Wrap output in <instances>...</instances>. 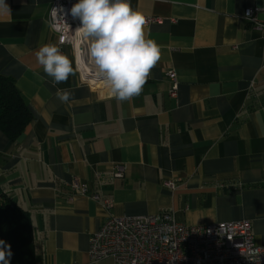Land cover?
<instances>
[{
    "label": "crops",
    "instance_id": "0c3cea01",
    "mask_svg": "<svg viewBox=\"0 0 264 264\" xmlns=\"http://www.w3.org/2000/svg\"><path fill=\"white\" fill-rule=\"evenodd\" d=\"M52 2L5 0L10 13L0 14V74L30 113L14 139L0 130V186L29 213L35 263L88 264L89 239L108 216L163 210L189 225L247 220L264 244V35L242 18L264 0H130L157 18L145 33L161 46L131 101L82 83L69 45L61 51L74 74L52 86L35 56L56 44ZM57 87L72 90L70 103ZM114 164L123 176L99 185L96 174Z\"/></svg>",
    "mask_w": 264,
    "mask_h": 264
},
{
    "label": "built area",
    "instance_id": "2783aa9c",
    "mask_svg": "<svg viewBox=\"0 0 264 264\" xmlns=\"http://www.w3.org/2000/svg\"><path fill=\"white\" fill-rule=\"evenodd\" d=\"M77 0H53L48 24L56 36V44L62 49L69 45L73 48L76 66L82 83L92 87L103 85L95 78L88 49L90 41L82 37L78 28L80 20L70 14ZM53 9L57 16L53 18ZM63 9V11H61ZM264 7H248L242 18L264 35V20H259L258 12ZM149 25L156 17L146 16ZM62 25L56 31L52 25ZM90 75V77H87ZM175 73L170 71L172 81L169 96L176 97ZM123 164H114L108 173H97L99 185L123 176ZM171 188L173 182L167 183ZM76 194L85 195L88 190L77 180L71 184ZM98 199V195L93 196ZM103 205L109 206L104 200ZM88 264H96L111 259L112 264H264V244L253 240L251 224L247 220L215 222L210 224L189 225L177 220L168 210L143 216H108L100 227L92 233L88 242Z\"/></svg>",
    "mask_w": 264,
    "mask_h": 264
},
{
    "label": "clouds",
    "instance_id": "9594fccd",
    "mask_svg": "<svg viewBox=\"0 0 264 264\" xmlns=\"http://www.w3.org/2000/svg\"><path fill=\"white\" fill-rule=\"evenodd\" d=\"M9 13L5 0H0V14ZM57 13L53 9L54 19ZM70 14L80 20L78 30L90 41L88 54L96 80L119 101L139 96L161 59V46L146 36L144 13L134 10L130 0H77ZM52 27L60 31L62 25L56 23ZM35 56L53 87L66 83L74 74L72 61L54 43L41 46ZM73 95L68 88L57 87L55 93L62 104L70 103ZM11 256L10 245L0 240V264H10Z\"/></svg>",
    "mask_w": 264,
    "mask_h": 264
},
{
    "label": "trees",
    "instance_id": "16d2710c",
    "mask_svg": "<svg viewBox=\"0 0 264 264\" xmlns=\"http://www.w3.org/2000/svg\"><path fill=\"white\" fill-rule=\"evenodd\" d=\"M30 119L23 96L13 79L0 74V130L14 139ZM0 240L10 245V264H36L29 213L0 186Z\"/></svg>",
    "mask_w": 264,
    "mask_h": 264
},
{
    "label": "water",
    "instance_id": "95a60500",
    "mask_svg": "<svg viewBox=\"0 0 264 264\" xmlns=\"http://www.w3.org/2000/svg\"><path fill=\"white\" fill-rule=\"evenodd\" d=\"M87 77H90V75H87Z\"/></svg>",
    "mask_w": 264,
    "mask_h": 264
}]
</instances>
